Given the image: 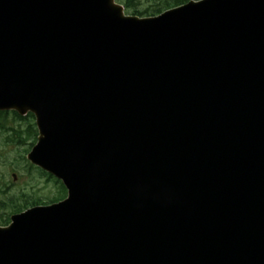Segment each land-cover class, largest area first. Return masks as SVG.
Returning <instances> with one entry per match:
<instances>
[{"label": "water", "instance_id": "obj_1", "mask_svg": "<svg viewBox=\"0 0 264 264\" xmlns=\"http://www.w3.org/2000/svg\"><path fill=\"white\" fill-rule=\"evenodd\" d=\"M0 111L68 189L0 264H264V0H0Z\"/></svg>", "mask_w": 264, "mask_h": 264}, {"label": "rangeland", "instance_id": "obj_2", "mask_svg": "<svg viewBox=\"0 0 264 264\" xmlns=\"http://www.w3.org/2000/svg\"><path fill=\"white\" fill-rule=\"evenodd\" d=\"M133 4L141 11H153L154 5L162 0H133ZM9 125L22 131L24 141L22 144L11 143L7 134L0 133V184L6 190L5 197L19 195L22 192L49 204L56 197H60L59 186L47 177H40L39 173L30 168L26 160L25 150L30 148L32 138L27 137V125L14 121L12 115L8 116ZM21 127V128H20ZM14 175L16 178H14Z\"/></svg>", "mask_w": 264, "mask_h": 264}, {"label": "trees", "instance_id": "obj_3", "mask_svg": "<svg viewBox=\"0 0 264 264\" xmlns=\"http://www.w3.org/2000/svg\"><path fill=\"white\" fill-rule=\"evenodd\" d=\"M189 0H162L159 4L154 5L153 11L147 12L149 13L147 16H155L160 13H162L165 10H168L170 8H174L177 6H180ZM133 2L127 3V7H131ZM140 13V12H138ZM145 13L138 14V15H145ZM12 115L14 121L18 122H23L26 123L27 125V130H26V136L29 138H32V143L30 144V148L25 150V153L27 154L32 147L36 144L37 142V130L35 126V120L34 116L32 114H29L26 117H20L17 113H0V133L1 134H7L8 135V140L11 143H16V144H22L25 142L23 139V133L20 129L12 127L9 125V120L8 116ZM21 128V127H20ZM26 143V142H25ZM30 168L34 169L32 166H29ZM40 177L45 175L49 180H54L53 177L41 172L40 170L35 169ZM56 185L59 186V193L60 197H56L52 202H56V200H59L61 197L65 196L66 190L65 188L58 182L57 180H54ZM6 190H3V187L0 184V226H5L8 225L10 222V217L13 214L19 213L29 207H33L39 204H46L42 202L40 199H36L33 196H28V194L22 192L19 195H11L9 197H5ZM62 195V196H61Z\"/></svg>", "mask_w": 264, "mask_h": 264}]
</instances>
